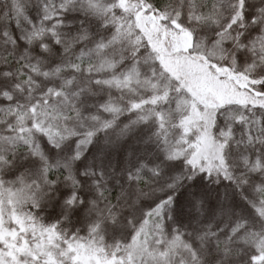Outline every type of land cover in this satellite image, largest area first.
<instances>
[{"label": "snow or ice", "instance_id": "snow-or-ice-1", "mask_svg": "<svg viewBox=\"0 0 264 264\" xmlns=\"http://www.w3.org/2000/svg\"><path fill=\"white\" fill-rule=\"evenodd\" d=\"M0 264H264V0H0Z\"/></svg>", "mask_w": 264, "mask_h": 264}, {"label": "trees", "instance_id": "trees-1", "mask_svg": "<svg viewBox=\"0 0 264 264\" xmlns=\"http://www.w3.org/2000/svg\"><path fill=\"white\" fill-rule=\"evenodd\" d=\"M85 259H87V257H85Z\"/></svg>", "mask_w": 264, "mask_h": 264}]
</instances>
